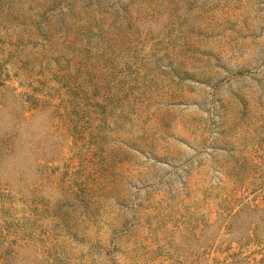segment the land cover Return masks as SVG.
I'll return each mask as SVG.
<instances>
[{
  "label": "rangeland",
  "instance_id": "obj_1",
  "mask_svg": "<svg viewBox=\"0 0 264 264\" xmlns=\"http://www.w3.org/2000/svg\"><path fill=\"white\" fill-rule=\"evenodd\" d=\"M0 264H264V0H0Z\"/></svg>",
  "mask_w": 264,
  "mask_h": 264
}]
</instances>
